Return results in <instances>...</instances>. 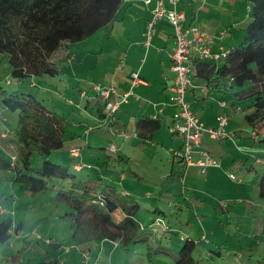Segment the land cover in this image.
<instances>
[{
  "label": "rangeland",
  "instance_id": "374dc122",
  "mask_svg": "<svg viewBox=\"0 0 264 264\" xmlns=\"http://www.w3.org/2000/svg\"><path fill=\"white\" fill-rule=\"evenodd\" d=\"M59 52L60 50L55 55ZM61 70L57 77L45 75L21 80L11 75L7 55L0 53L1 89L30 92L47 108L66 119L68 141L61 150L54 151L50 155L52 161L69 166L70 173L81 177L83 173L80 172L85 171V168L76 171L71 165L80 161L77 159L80 153L75 158L71 156L69 149L77 144L84 145L85 140H90L88 145L81 147V156L86 162H90L87 164L92 168L87 170L90 175L98 173L97 177L100 178L101 173L98 169L100 170L102 166L104 156L110 158L116 156L108 150L106 144L109 141L113 144L116 141L124 142L126 147L130 148L128 154H132L133 160L128 167L126 164L123 166L116 163L118 171L115 170L114 178L119 179L121 174L119 172L122 168H127L123 171L127 181L137 184L138 193L133 192L131 195L141 203L142 207L137 217L147 226L146 230H151L150 222L153 219L155 204L161 206L167 213H180L177 217L182 218L184 231H180L172 243L162 241L163 244L169 245L171 254L158 255L154 264H174L173 255L196 243H199L195 248L198 264H264V205L258 196L257 176V173L264 172V143L259 141L260 136H255L251 126L246 122L244 117L246 112L240 108L229 113L228 123L235 127V131L228 132L240 134L238 140H229V142H227L229 138L216 139L213 142L210 140L212 143L209 144L208 150L199 149L209 152L217 162V167H210L206 174L199 175V172H192L190 168L185 186L182 185L181 180L170 185L166 184L165 179L170 174L171 166L174 171L182 170L185 166H181L179 160L174 163L167 162L169 149L166 148H169V145L171 147L178 145L176 139L170 138L169 127L167 129L163 126L155 136L158 146L164 144L165 149L159 151L151 143L145 147H134L138 141L131 138L124 127L115 129L125 130V137L122 139L114 135L110 124L103 125L98 118L81 116L80 110L68 104L65 100L69 96H65L66 81L71 77L65 71V65L61 66ZM233 90L216 94L226 99L232 97ZM68 92L73 95L70 97L75 98L74 90L69 89ZM162 104L161 108L165 107V103ZM250 104L249 99L240 102V106L243 107H248ZM95 105L96 103L91 104L92 107ZM18 115V112L9 111L0 103V134L6 130L10 132L7 138L0 135V147L10 163H14L12 156H16L19 159L17 163L21 164L19 145L14 135ZM229 124H227L228 129ZM262 133L264 129L259 134ZM205 137L209 138L207 135ZM219 140L226 141L221 143ZM6 142L10 147L6 146ZM30 158L34 167L41 166L38 151L34 150ZM131 172H136L141 180L131 175ZM14 176L13 171L0 172V206L3 208L0 211V222L8 217H12L14 222L11 239L7 243H0V264H10L8 258L21 249L26 239L29 241V246L22 254V259L25 261L29 258L40 261L42 254L48 249L47 240L52 239L62 246L61 250L51 253L52 256H58L61 261L79 260L84 264L85 254L89 253L90 263L95 262L96 258L92 251L81 252L72 245V221L69 216L72 209L58 199L59 191L67 190L71 182L53 180L48 188L38 190L36 186H27L23 182L15 181ZM112 185L119 191L126 189V186L118 181ZM95 190L99 189L95 187ZM148 193L151 194L150 198H147ZM18 223L22 224V229L17 234L14 227ZM156 235L161 237V233ZM182 235H187L189 239L180 241ZM118 247L113 248L118 249L115 254L108 256L103 254L104 258L100 260V264H130L142 257L140 245H134L129 254H125L123 248ZM138 248L139 252L135 255V249Z\"/></svg>",
  "mask_w": 264,
  "mask_h": 264
},
{
  "label": "trees",
  "instance_id": "16d2710c",
  "mask_svg": "<svg viewBox=\"0 0 264 264\" xmlns=\"http://www.w3.org/2000/svg\"><path fill=\"white\" fill-rule=\"evenodd\" d=\"M123 1L0 0V53L7 55L11 75L21 80L45 75L57 77L71 46L91 38L112 24L117 19ZM245 1L251 8V20L240 42L229 49L228 55L222 60L195 58L193 77L201 78L217 92L234 89L230 108L237 107L243 100H251L250 106L242 107L241 110L246 112V122L257 133L264 129V0ZM58 50L63 53L53 59ZM0 103L7 110L19 113L14 135L21 156V164L17 163L18 158L10 163L0 147V172L13 171L15 181L36 186L38 190L48 188L53 180L71 182L67 190L59 191L58 199L72 209L69 213L72 221L71 241L76 249L89 252L102 240H108L117 242L129 254L134 245H140L146 264H154L158 255L171 254L169 245L162 241L172 243L179 231L170 226L167 214L162 209L154 206L151 230L148 231L137 217L142 206L133 195L119 191L98 175H90L87 170L91 168H85L86 172L81 171L83 174L80 177L70 173L69 166L50 159V155L61 150L68 139L64 117L47 108L36 95L21 90L6 91L0 87ZM97 112L100 118L104 117L107 121L116 120L117 112L110 117L105 105L97 107ZM163 125L162 118H141L136 121L137 136L146 143ZM259 141L264 143V136ZM34 150L40 154L39 167H34L31 162ZM117 160L120 164L130 162L121 154ZM180 161L185 166L183 160ZM188 168L185 166L182 170H171L165 179L166 184L181 180L185 186ZM131 174L138 176L135 172ZM257 176L258 196L264 205V172L257 173ZM95 187L99 190L96 191ZM157 219L164 220L167 227H156L154 224ZM13 224L12 217L0 222V243H7L11 239ZM21 229V223L14 227L17 234ZM157 233H161V237ZM201 238L205 239L204 236ZM46 244L48 249L38 262L35 258L22 259L23 252L29 246L27 239L8 261L10 264H61L58 257L49 254V251L60 250L61 244L51 239ZM197 244L173 255L174 264H198L199 260L195 258ZM66 264L83 263L74 260Z\"/></svg>",
  "mask_w": 264,
  "mask_h": 264
},
{
  "label": "crops",
  "instance_id": "0c3cea01",
  "mask_svg": "<svg viewBox=\"0 0 264 264\" xmlns=\"http://www.w3.org/2000/svg\"><path fill=\"white\" fill-rule=\"evenodd\" d=\"M158 1L160 0H152L150 5H146L141 0H124L121 9L118 12L117 19L91 38L73 44L66 52L68 57L63 65H65V71L71 77V79L66 81L67 92L65 96H69L66 97L65 100L72 106V108L80 110L79 113L81 116L98 118L100 123L103 122V125L110 124L112 127L111 130H114V135L122 137V139L125 137L124 131H128L130 133L129 136L138 141L134 147H145L148 143H151L156 149L161 151L165 149L163 146L164 144L158 146L157 138L155 136L163 126L168 129L172 121L173 108L168 107L165 104L166 107H164L162 112L160 109L161 106H163L162 103L168 101L169 88L173 84L175 77V72L171 68V55L175 48V39L172 25L167 19H162L158 21L154 27L150 46H146V25L151 19L152 11ZM163 1L167 3V0ZM180 6L187 15L188 23L197 25L202 31L213 37L214 50H218L219 47L231 49L237 45L243 36V31L248 25V21L251 19V8L245 0H181ZM62 53L60 52L58 55ZM58 55L53 56V58H56ZM136 70H139L142 81L135 87L136 96L132 97L128 103L121 106L116 114V120L114 122L107 121L104 117L100 118L99 113L97 112V107L104 104L97 93L88 86V82L94 81L100 83L104 87H113L118 93H122L128 89L132 82L131 73ZM69 89L75 91V98L70 97L73 95L68 92ZM84 91L86 92V95L82 97L81 94ZM216 93L217 91L208 87L201 78L193 77L192 86L189 87L186 94L187 101L191 104L192 109L196 112L199 119L206 127H216L217 116L219 114L226 113L229 117L230 112L238 111L243 107L242 105L240 106V102L237 107H228L230 106L232 97L226 98V100ZM222 96L225 97L226 95L222 94ZM217 99L225 101L227 106L222 107V105L216 101ZM92 103H96L95 107L91 106ZM196 105L198 107H196ZM102 112L104 113L103 109ZM147 117L162 118L164 125L153 134L151 140H148L145 143L137 136L136 121ZM229 126L230 130L227 127L229 132L233 130L235 131V127H233L232 124H229ZM121 127H124L125 130H115L116 128ZM260 131L255 133V136H260V138L264 136V133L259 134ZM232 135L233 136L229 138L227 142H229V140L233 141L239 139L240 134L237 135L234 132ZM161 136L163 138L162 132ZM169 136L172 140L176 139L178 142L177 146L171 147L169 145V148H166L169 149L167 150L169 157L167 162L169 163L171 161V163H174L178 160L180 161V159L176 158L173 153L182 148L181 145H183L184 141L183 137L180 135H174L169 132ZM210 140L212 142L216 141V139L205 137L203 144L199 149L208 150L209 144L212 143ZM67 141L68 140H66V142ZM89 141L90 140H85L84 145L77 144V146H72L69 149L71 154V150L77 148L80 152V156L75 158L80 159L79 162L84 164H90V162H86L82 158L81 147L88 145ZM219 141L224 143L226 140ZM6 146L10 147L7 142ZM106 146L109 148L108 150L111 153H115L116 156L113 158L104 156L102 166L100 170L98 169L101 173V177L112 184L116 181L120 184L123 183L126 186V189L122 191L123 193L131 194L138 191L137 184L127 181L126 175L123 173L127 168H122L119 172L121 173L119 179L114 178V173H116L115 170H117L116 163L119 165L126 164V167L132 163V154H128L130 148H127L124 142L118 143V141H116L115 144H113L112 141H109ZM111 147H115L116 152H112L110 149ZM120 154L126 159H129L130 162L128 164L126 162L120 164L117 160V156ZM79 162L71 164L77 171L80 170L76 168L75 164H78ZM180 164L182 166V163ZM171 167V170H173V166ZM190 168H192V172H199L198 175L206 174L202 173L197 166L189 167L188 172ZM95 175H98V173H95ZM135 177L141 180L140 176ZM150 197L151 194L148 193L147 198ZM154 206L162 209L159 205L155 204ZM165 213L167 214V220H169L171 224L169 225L172 226V228L179 232L184 231L183 220L182 218L177 217L180 213ZM181 237L182 239H188L187 235H182ZM115 247L117 246L109 241L105 242L103 245L100 242L99 246L95 247L91 252L96 258L95 264H100V260H103L104 258L103 254L107 256L112 253L115 254L118 250L113 249ZM52 252L56 253L57 251H49L50 256H52ZM94 252L96 254H94ZM138 252L139 248L138 250L135 249V255H137ZM141 255L142 257L140 260H136L130 264H145L146 260L143 253ZM60 263L66 264L67 262L60 260Z\"/></svg>",
  "mask_w": 264,
  "mask_h": 264
},
{
  "label": "built area",
  "instance_id": "2783aa9c",
  "mask_svg": "<svg viewBox=\"0 0 264 264\" xmlns=\"http://www.w3.org/2000/svg\"><path fill=\"white\" fill-rule=\"evenodd\" d=\"M146 5H150L152 0H141ZM181 0H163L158 1L152 11V17L146 25V46L149 47L152 40V34L155 25L162 19L172 25L174 30L175 48L171 55V68L175 72L173 84L169 88L168 101L165 103L168 107L173 108L172 121L169 125L172 134H178L183 137V146L174 153L176 158L183 160L185 166H197L202 173L210 167H217V162L211 157L207 151L198 150L197 148L203 143V138L207 135L211 139H228L233 135L228 132V116L221 113L217 116L216 127H206L198 118L192 109L191 104L186 99L189 87L192 86L194 75V59L219 61L224 59L229 49L219 47L218 50L213 49L214 40L211 35L202 31L197 25L188 23L187 15L180 6ZM132 82L128 89L123 93H118L113 87H104L100 83L90 81L88 86L94 90L103 101L108 115L112 117L120 107L128 103L130 98L135 97V87L142 82L139 70L131 73ZM82 97L86 92H82ZM222 107H226L227 103L219 99L216 100ZM165 105V107H166ZM164 107L161 108V112ZM9 131L1 133V137H8ZM112 152H116L115 147L110 148ZM80 153L77 148L71 150V155L76 157ZM197 154V156H195ZM17 157L12 156V161H16ZM77 169L91 168L87 164L75 165ZM231 177L234 178L233 175ZM3 208L0 206V211ZM156 227L166 228L167 224L162 219H157L154 224ZM108 240H102L103 245ZM47 242H50L48 239ZM115 246L117 242L112 241ZM84 264L90 263L89 253L85 254Z\"/></svg>",
  "mask_w": 264,
  "mask_h": 264
}]
</instances>
